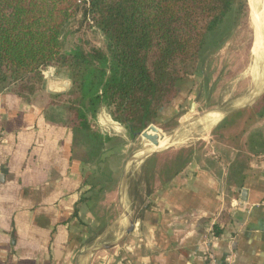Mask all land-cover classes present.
<instances>
[{
    "label": "crops",
    "instance_id": "1",
    "mask_svg": "<svg viewBox=\"0 0 264 264\" xmlns=\"http://www.w3.org/2000/svg\"><path fill=\"white\" fill-rule=\"evenodd\" d=\"M44 76L31 103L0 93V264H204L206 250L218 264H264V104L251 109L264 88L251 78L242 101L206 111L218 118L201 127V152L165 180L156 168L149 197L133 199L125 129L101 103L98 144L75 133L51 104L71 84L47 90L67 73Z\"/></svg>",
    "mask_w": 264,
    "mask_h": 264
},
{
    "label": "trees",
    "instance_id": "2",
    "mask_svg": "<svg viewBox=\"0 0 264 264\" xmlns=\"http://www.w3.org/2000/svg\"><path fill=\"white\" fill-rule=\"evenodd\" d=\"M88 2L103 49L91 45L82 53L64 54L62 31L80 12L84 23L83 0H0V93L31 103L44 90L45 68L63 69L71 88L54 95L51 104L63 106L68 126L94 145L100 139L93 124L99 104L107 106L109 117L128 137L162 118L170 121L187 97L183 86L202 69L204 50L213 44L217 52L240 27L247 28V0ZM263 104L264 94L251 109ZM240 112L245 111L235 115ZM193 151L184 154V162L160 167L159 181L180 171L194 158ZM163 154L148 159L147 172L155 171L154 161Z\"/></svg>",
    "mask_w": 264,
    "mask_h": 264
},
{
    "label": "rangeland",
    "instance_id": "3",
    "mask_svg": "<svg viewBox=\"0 0 264 264\" xmlns=\"http://www.w3.org/2000/svg\"><path fill=\"white\" fill-rule=\"evenodd\" d=\"M83 1L85 7L84 23L82 22L80 12L78 16L69 21L62 31L60 39L62 43V52L64 54H79L90 49L91 45H97L103 49V37L90 21L89 2L88 0ZM252 10L256 13V9L252 8L250 1L247 0V28L240 27L217 52H214V48H212L214 46L213 44H211L212 47L208 46V49H206V51L204 50V57L205 55L206 57L203 59L202 69L200 67L198 74L183 86L182 89L185 90L187 97L184 102L180 104L179 111L176 113L175 117L170 121L166 120L164 123L152 125L158 129L157 132L153 129L148 133L144 131L145 133L136 135L134 138H132V136H127V147L125 151L126 157H129L127 161L134 158V154L136 155L146 143L148 146H153V149H151L148 154L156 151L158 152L153 154V156L164 153L158 158L159 160L157 159V161H154L153 168L163 167L170 161L176 160V162L179 163L183 160L185 161L182 157L189 149L195 150V152H201L203 147H201L202 124L200 121L204 113L216 109V106L221 104L229 105L239 102L242 96L247 94L250 89L252 73L257 66L250 51V39L252 38V42H254L256 38L251 23ZM87 25L94 28L95 31H90ZM250 30L251 34L249 33ZM262 32V37L264 38V30ZM259 70L262 72L261 68H259ZM260 87L261 89L264 88V78L263 85ZM258 99L259 98H257L256 101ZM182 105L184 106L182 107ZM192 107H194V111H192ZM94 119V124L98 127L99 131H103L105 128L100 127V124H98L100 120L98 121L96 115ZM111 127L112 126L108 128L109 131L112 130ZM203 127L206 129L205 126ZM172 136H174V140H172ZM167 139H170L173 143H171V145H166L165 143L164 146V143L161 141H167ZM181 151L185 152L182 153ZM151 156L143 159L142 162L139 163L141 157L138 163L133 162L134 164L129 167L127 178L130 188V197L133 199L144 198L146 191L149 190H146V187H149V185H147L150 183L148 182L149 179L152 178V183L155 181L153 175H150L153 174V172H151L152 170L147 172L146 166ZM144 177H147L146 183L143 182Z\"/></svg>",
    "mask_w": 264,
    "mask_h": 264
},
{
    "label": "bare ground",
    "instance_id": "4",
    "mask_svg": "<svg viewBox=\"0 0 264 264\" xmlns=\"http://www.w3.org/2000/svg\"><path fill=\"white\" fill-rule=\"evenodd\" d=\"M250 4L252 6V8L256 9V13L254 12V10H252V16H251V23L254 29V34L256 35V43L254 44V47L252 49V54L254 55V59H256V63L257 66L252 74V79L253 81H255L254 83H257L256 85L259 87L261 85H263V78H264V62L262 59H264L263 57H261L264 53V47L262 45V31L264 30V0H249ZM254 12V13H253ZM264 41V40H263ZM264 44V43H263ZM264 56V55H263ZM262 58V59H261ZM258 60L260 61V63H258ZM261 65V66H260ZM253 68V67H252ZM259 68H261L262 72H260ZM253 89V88H252ZM262 90V89H261ZM260 91V89H259ZM263 91V90H262ZM255 92V91H254ZM253 94V92H252ZM259 94V93H258ZM241 95V94H240ZM251 95V94H250ZM239 97V96H238ZM243 97V96H242ZM247 99V98H246ZM243 100V99H242ZM241 100V101H242ZM224 101V100H223ZM250 101V100H249ZM255 102V101H254ZM242 104V103H241ZM240 105V104H239ZM237 105H235L234 107H236ZM217 110V109H216ZM234 110V109H233ZM228 113V112H227ZM226 113V114H227ZM197 117V116H196ZM195 118V117H194ZM218 118V116L214 115L213 113H209L207 114L204 118H202V122L204 124V126L207 128L209 127V125L213 124L216 119ZM200 121V122H201ZM220 121V120H219ZM218 121V122H219ZM216 123V122H215ZM188 124V123H187ZM203 127V126H202ZM204 128V127H203ZM182 129V128H181ZM205 130V129H204ZM176 136V134H175ZM203 136V135H202ZM174 138V137H173ZM166 140V139H165ZM189 140V139H187ZM191 140V139H190ZM186 141V140H184ZM162 143H165L166 145H171V143H173L172 141H170V139H167V141H161ZM186 143V142H185ZM182 144V143H181ZM159 145V144H157ZM177 145V144H176ZM175 145V146H176ZM174 146V145H173ZM153 147V146H152ZM150 146L147 145V143L142 147V149H140V151H138L134 157V163H138L139 159L141 158L140 162H142L143 157L146 156L148 154L149 151H151V149H153ZM160 147V146H159ZM155 148V147H154ZM144 155V156H142ZM133 163V164H134ZM135 167V166H134ZM138 167V166H137Z\"/></svg>",
    "mask_w": 264,
    "mask_h": 264
},
{
    "label": "water",
    "instance_id": "5",
    "mask_svg": "<svg viewBox=\"0 0 264 264\" xmlns=\"http://www.w3.org/2000/svg\"><path fill=\"white\" fill-rule=\"evenodd\" d=\"M48 84H50V85H54L55 86V90H52V89H47L48 90V92H50V93H61V94H63V93H65L68 89H69V87H70V81L69 80H50L49 81V83ZM192 111H194V107H192ZM154 127L151 125V126H149L146 130H144V131H147L148 129H153ZM136 135H139V133H137ZM158 151H156V152H154V153H151V154H148V155H146V156H144L143 157V159H146V158H148L149 156H151V155H153V154H155V153H157ZM122 216V215H121ZM120 220V219H119Z\"/></svg>",
    "mask_w": 264,
    "mask_h": 264
},
{
    "label": "built area",
    "instance_id": "6",
    "mask_svg": "<svg viewBox=\"0 0 264 264\" xmlns=\"http://www.w3.org/2000/svg\"><path fill=\"white\" fill-rule=\"evenodd\" d=\"M211 155H213V154L211 153ZM259 206L264 207V200L259 204ZM211 233L212 232H210V235H211ZM210 235H209V237H210ZM203 263L204 264H218V260H217L216 255L211 250H206L204 253V262Z\"/></svg>",
    "mask_w": 264,
    "mask_h": 264
}]
</instances>
